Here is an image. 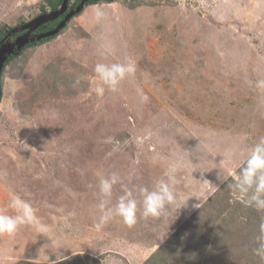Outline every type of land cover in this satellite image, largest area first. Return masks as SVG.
<instances>
[{"label": "rangeland", "instance_id": "374dc122", "mask_svg": "<svg viewBox=\"0 0 264 264\" xmlns=\"http://www.w3.org/2000/svg\"><path fill=\"white\" fill-rule=\"evenodd\" d=\"M49 1L0 0V28ZM67 24L3 72L0 214L27 222L0 235V264L78 254L86 264H264L259 225L245 224L246 204L217 178L234 175L264 137V0H99ZM98 63L134 70L98 96ZM229 153L233 163H221ZM113 173L111 205L122 185L151 190L157 180L176 202L159 218L138 206L118 235V217L97 229L99 182ZM194 234L203 245L186 250Z\"/></svg>", "mask_w": 264, "mask_h": 264}, {"label": "clouds", "instance_id": "9594fccd", "mask_svg": "<svg viewBox=\"0 0 264 264\" xmlns=\"http://www.w3.org/2000/svg\"><path fill=\"white\" fill-rule=\"evenodd\" d=\"M70 1L71 0H69V2ZM88 2L86 4H88ZM42 12L47 13L46 10ZM77 15H79V13L74 15L72 18L76 17ZM25 23L26 22L18 24L12 29L8 28L7 32L1 39H4L8 33H11L7 40L14 41L19 35H21V32L13 33L12 31ZM67 23L59 33L52 35L54 36L53 38L60 35L67 28ZM50 29H53V27ZM52 36L43 38L41 40H35L33 42H40ZM47 41L48 40H46V42ZM24 48L19 52L16 51L15 53L18 55V53L22 52ZM15 53L12 55H15ZM10 56L8 57L7 61L9 60ZM6 63L4 67L6 66ZM133 70L134 69L131 65L123 63H113L110 65L98 63L94 68L95 77L94 88L92 90L98 96H102L105 93L106 89L115 91L120 81H122L128 74L132 73ZM260 86H264V81L260 82ZM220 162L225 165L232 164L233 154L229 153V155ZM201 175L203 174L201 173ZM217 178L221 182L228 181L227 185L236 199L240 200L246 205L254 207L258 211H264V137L260 138L257 143H255L248 149L246 158L240 162L238 171L234 175H232L231 177L226 176L223 180H221L218 172ZM120 182L121 178L116 173H113L109 178H102L99 182V196L101 197V199L97 207L101 215L99 217L98 223L96 224L97 229H100L105 223L115 217L120 218V220L126 225H133L137 221L138 206H142V218H159L163 215H166L169 206L175 204L176 202V194L173 188L170 187L169 183L163 180H157L151 190L148 187H139L138 189L134 190L127 187L126 185H122L123 194L119 196L117 202L114 205H111L110 198L113 194V188ZM137 191L139 193V196L141 197L140 201L137 200L135 195V192ZM11 206L15 207L16 202L12 201ZM186 206L187 202L183 207ZM192 207L200 209L201 204L199 202L194 204ZM26 222L27 219L23 214H17L14 216L0 214V235H13ZM257 239L259 243L258 246L254 249V254L258 256L262 261H264V222H261L259 225V236L257 237ZM59 261L60 259L56 257V261L51 262V264H58Z\"/></svg>", "mask_w": 264, "mask_h": 264}, {"label": "water", "instance_id": "95a60500", "mask_svg": "<svg viewBox=\"0 0 264 264\" xmlns=\"http://www.w3.org/2000/svg\"><path fill=\"white\" fill-rule=\"evenodd\" d=\"M90 0H81V2L77 5L75 9H72L65 18L53 29L48 30L45 33L33 36V33L36 29H38L41 25L51 22L57 18H59L64 12L68 9L69 0H63L60 7L51 12L42 13L37 17L31 19L25 24L15 28L12 32H22L27 30L25 33L19 35L14 41L7 40V38L11 35L8 33L4 39L0 40V100L2 98V72L3 67L8 59V57L14 54L16 51H21L26 45L35 41L41 40L43 38L55 35L59 33L66 25V23L76 14H78L82 8H84L85 4Z\"/></svg>", "mask_w": 264, "mask_h": 264}, {"label": "trees", "instance_id": "16d2710c", "mask_svg": "<svg viewBox=\"0 0 264 264\" xmlns=\"http://www.w3.org/2000/svg\"><path fill=\"white\" fill-rule=\"evenodd\" d=\"M62 1V0H61ZM61 1L60 2H58V0H51V1H49V3H50V7L52 8V9H56L60 4H61ZM99 0H91V1H89L88 2V4H93V3H97ZM104 1H108V2H110V1H113V0H104ZM43 11H45V10H43ZM25 21H23V22H21V23H24ZM21 23H19V24H21ZM48 26L47 25H45L42 29L44 30V29H46ZM13 27H11L10 29H12ZM7 30L8 29H6L5 27H1L0 28V34H1V36H0V39L5 35V33L7 32ZM54 36H52V37H50V38H47V39H44V40H42L41 42H35V43H31V44H29V45H27L25 48H24V50L25 49H27L28 47H32V46H35V45H37V44H39V43H44V42H46V40H49V39H51V38H53ZM23 50V51H24ZM23 51L22 52H20V53H18V55L15 53V55H11L10 56V58H9V60L7 61V63H6V66H7V64H9L10 62H11V60L14 58V57H17V56H20L22 53H23ZM5 66V67H6ZM5 67H4V69H3V72H4V70H5ZM239 210H240V215H241V217H242V215L244 216V217H246V219H245V224L247 225V226H249V225H252V224H258V225H260V223L261 222H264V211H260L259 213L257 212L258 210L257 209H255L254 207H252V206H249V205H241L240 207H239ZM212 215V214H211ZM191 238H193V242H189V240L191 239ZM204 236H202V235H197V234H194V235H191L190 237H185V239H184V242H182L181 243V245L182 244H184L185 246H186V250H190V248H192V246H193V244L194 243H198L199 245H203V240H204ZM199 252V251H198ZM195 256V255H194ZM85 257H89L88 255H86ZM84 257V258H85ZM84 258H82V256H80L79 254L78 255H74L72 258H69V259H65V260H62V261H60L58 264H86L87 263V261H84L83 259ZM76 259H77V261H76ZM150 259V258H149ZM202 259V258H201ZM86 260V259H85ZM155 260V259H154ZM75 261V262H74ZM71 262H73V263H71ZM28 264H35V263H28ZM202 264H209V261L207 260V259H202Z\"/></svg>", "mask_w": 264, "mask_h": 264}, {"label": "flooded vegetation", "instance_id": "af4514ba", "mask_svg": "<svg viewBox=\"0 0 264 264\" xmlns=\"http://www.w3.org/2000/svg\"><path fill=\"white\" fill-rule=\"evenodd\" d=\"M63 1V0H62ZM62 1H61V3H62ZM80 3V0H72V2H69V6H68V9H67V11L64 13V14H62L59 18H57V19H55V20H53V21H51V22H48V23H46V24H43L42 26H40L38 29H36L35 31H34V33H33V36H36V35H39V34H42V33H45L48 29H50V28H54V27H56L64 18H65V16L68 14V12L70 11V10H72V9H74L78 4ZM60 6V5H59ZM58 6V7H59ZM53 10H55V9H52V8H50V10H47L46 12H51V11H53ZM42 13H45V12H41V13H39V14H42ZM45 25H47L48 27L46 28V29H42ZM27 30H24V31H22L21 32V34H23V33H25ZM41 42V41H40ZM33 43H35V42H33Z\"/></svg>", "mask_w": 264, "mask_h": 264}, {"label": "crops", "instance_id": "0c3cea01", "mask_svg": "<svg viewBox=\"0 0 264 264\" xmlns=\"http://www.w3.org/2000/svg\"><path fill=\"white\" fill-rule=\"evenodd\" d=\"M250 1V0H249ZM135 225V223L133 224V225H131V226H129V225H126V224H122V225H120L118 228H117V230H116V235H118V233H117V231L119 230L120 232H123V230H122V227L124 228V230H125V232L127 231V227L129 226V227H133ZM114 234V236H116ZM135 246H139V245H135ZM139 247H141V248H143L142 246H139ZM125 252V251H124ZM127 252V251H126ZM86 256V255H85ZM124 256V255H123ZM82 258H84V257H82ZM124 264L125 263V261L124 260H121V261H115L114 259H113V261L110 263V264ZM126 263L127 264H131V262L130 261H126Z\"/></svg>", "mask_w": 264, "mask_h": 264}]
</instances>
